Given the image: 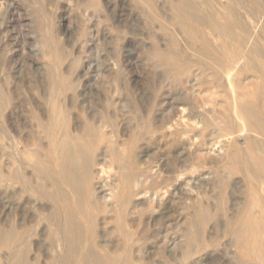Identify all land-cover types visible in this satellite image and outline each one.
<instances>
[{"label": "bare ground", "instance_id": "obj_1", "mask_svg": "<svg viewBox=\"0 0 264 264\" xmlns=\"http://www.w3.org/2000/svg\"><path fill=\"white\" fill-rule=\"evenodd\" d=\"M142 2L150 8L154 6L157 8V15L154 16L153 12V17L151 16L152 19L149 20H152L151 24L155 31L157 29L164 32L163 36L169 39L168 45L164 47L160 44H151L153 48H150V45L147 54L158 59L156 61L161 64L159 66L172 67L174 86L180 82L185 85L184 81H187L190 87H198L205 91L203 94L198 90L201 94H196L198 92L195 88L196 96L205 95L209 89L208 84H211L206 79L211 69L214 86H224L225 74L230 76L231 80L228 79L229 76L225 78L234 84L231 97L228 96L230 98L227 103L225 101L223 104V99L219 104L215 97L208 94L204 96L207 98H203L202 95L199 98L205 99L204 104L201 102V105L197 103L196 105L195 102L199 101L193 95L194 91L189 90L191 88L187 85L188 92L192 91L190 96L183 94V90L179 96L176 93L173 97L176 109L174 116L160 119L158 115L151 118L149 115L148 121L141 118L142 124L140 121L133 124L134 120L131 121L125 112L119 111L118 101L122 104L123 98L120 97L121 99L116 101V95H123V91L130 90L135 81L124 79L127 76L121 75L124 73L123 59L127 61L134 59L137 49L128 48L129 50L126 49L122 54L121 50L133 45L134 40L126 36L122 42L121 56L119 54L118 59L103 66L97 60L96 63H92L93 61L86 57L83 60V55L77 53L78 50L74 51V48L68 52L69 54H65L66 49L62 48L61 41L57 42L59 40L49 41L51 47L44 53L50 58L46 68L49 77L37 83L38 96L28 100L32 107L30 115L37 125V131L35 129L37 133H34L31 125L30 127L25 125L30 129L26 131L27 133L18 131L14 124L16 121H13V110L8 111V108V112H2L3 119L9 125L13 136L8 147L11 151L4 150L6 153L3 157L6 160L0 164V264H145L146 262L142 261L147 258L146 252L152 247L150 244V247L145 249L149 237L138 235L135 226V229L131 226L132 229L128 220L131 217L135 222L139 215L141 216V207H145L143 205L139 208L141 204L147 200H150V203L151 200L161 203L163 195L159 192L162 189L160 190L158 184L153 189L148 190L146 187L150 177L142 172L135 149L141 144L138 142L142 141L147 146L150 142H159L173 135L179 136L177 142L181 139L184 141L186 136H182L186 130L192 132V136H187L189 144L190 139L192 143H194L192 140H195L199 145L210 140H218L216 152L213 150L216 153L213 160L219 164L215 170H210L202 176L199 173L198 176L199 180L209 178L213 183V196L209 195V191L207 197H212L209 200L206 198L207 203L204 196L205 204L189 203L187 209L184 208L187 211L183 212L185 216L182 218L188 224V229H179L178 232L179 234L181 231L180 236L187 239L184 250H190L193 244L196 245L194 240L201 234L200 229L203 228L207 245L221 246L217 242L227 239L222 242L223 246L220 249L213 251L209 249L211 251L209 257L218 256L216 259L227 261L228 264L232 262L264 264V0H245L246 5L241 0H164L162 3L161 0H142ZM140 19L141 17L138 21ZM120 22L114 23L117 30H122ZM147 29L151 30L149 27ZM160 35L162 37V34ZM165 42L167 41L165 40L164 44ZM45 43L47 44L46 41ZM68 57L72 59L69 60L68 67L63 69V63L69 59ZM224 71L226 72L223 73ZM99 72H103L108 80L113 82L114 95L111 98L100 97L99 101L95 102V108L94 105L87 104L93 106L91 109L88 107V110L86 107L88 85L85 82L87 78L92 80V76L93 80L98 79ZM95 73L98 75L95 76ZM157 87L158 85L155 86L156 89ZM78 89L81 90L77 93ZM13 92L0 91V109L12 105ZM79 96L82 97V101H78ZM192 98L197 100L195 102L192 100L193 105ZM185 103L189 106L184 107ZM205 104L208 107L209 104H213L214 109L212 107L213 110H208ZM192 116L196 118L192 120L193 122ZM121 130L128 131L123 134L126 135L123 143L119 142L122 140L119 139ZM212 143L215 144L213 141ZM24 152L27 153L26 157L15 159ZM209 156L211 157V154ZM191 166L192 163L189 169L193 167ZM180 172L174 178L176 183L174 185H177L174 189L177 190H182L183 187L181 178L184 174L181 176ZM231 180L235 183L234 187L236 184L242 187V190H239L241 195L238 194L237 202L222 213L221 205L224 203L222 195L225 194L226 188H229ZM174 192L171 190V194ZM198 198L200 200V197ZM169 201L165 200L168 207L171 206ZM168 230L166 238H170H164L167 241L165 243L173 247L175 235L172 236V233L176 232H172L174 231L172 228ZM166 244L164 246H168ZM155 253L159 254V250ZM142 254L144 259L141 258ZM42 257L43 259L46 257L47 260L42 262Z\"/></svg>", "mask_w": 264, "mask_h": 264}, {"label": "rangeland", "instance_id": "obj_2", "mask_svg": "<svg viewBox=\"0 0 264 264\" xmlns=\"http://www.w3.org/2000/svg\"><path fill=\"white\" fill-rule=\"evenodd\" d=\"M162 1L164 2V0H161V3H162ZM241 1H243L244 4L246 5L245 0H241ZM40 8H42L43 11ZM149 8L150 7H148L145 3H143L142 0L141 1L140 0H121V1L120 0H53V1L52 0H0V91L1 92H4V91L6 92L8 90L14 91L13 95H12L14 103L12 102V105L10 107L4 106L2 109H0V110H2V111H0V113L6 112L8 110V108H9L8 111L13 110L12 111L13 117H14L13 121L14 122L16 121L14 124L16 125V127H18V128H16L18 131L23 132V133L24 132L27 133L26 131H28V130L30 131V129L29 128L27 129L25 127V125L26 126L28 125V127H30V125H31V127L34 128V133H37V132H35V129L37 131V125H36L35 120L31 117L32 107L29 104L28 100H30V98L38 96V91L36 90L37 83L39 84L40 82H42V80H47L49 77V76H47V69L46 68L50 62V60H49L50 58L48 56L44 55L45 51L47 49H50V47H51L49 41L59 40L57 42L60 43V41H61L60 44H62L61 45L62 48L64 50L66 49L65 54H69L68 52H71L70 50L72 48H74V51L78 50L77 53H80L83 55V56L81 55L83 57V60L85 59V57L87 59H89V61H93L92 63H96V60H97V62L100 65L102 64V66H103L104 64L110 63V62L114 61V59L119 58L121 46L123 45L122 42H123L124 38L128 37V38H131L132 41L133 40H134V42L136 41V43L133 42V45H131L130 47H126L125 50L123 48L121 50V54H122V52L126 51V49L129 50L128 48L137 49V54H136V57L134 59H132L131 61L130 60L127 61V60L123 59L122 62L124 63V66L122 67V70L124 71V73L123 74L121 73V75L122 76L124 75L125 77L127 76L124 79L129 78L130 80L132 79V81H134V80L135 81L133 82L132 87H130V90H128V91L125 90L126 92L123 91L122 92V93H124L123 95L122 94H120V96L116 95L118 97V98L116 97L117 100L114 98V100H116V101H118V99H121L120 97L123 98L122 102H121L123 105L120 104V102L118 101L119 111H121V112L123 111V113L125 112L126 115H128L127 117L131 121L134 120V121H132L133 124L136 123L137 121H140L141 118L142 119L145 118V120L148 121L149 115H150V118L153 117L154 115H158V118L161 117L160 119H162L163 117L168 118L170 116H174V111H176V109H174L175 104H174V98L173 97L176 96V93H177V96H179V93H181V91L184 90L187 92L183 91V94L186 93L188 96H190V94H192V93H193V95H195L194 93H196V92H198L196 94H199L200 92L198 90H200L202 93L203 92L205 93V91L203 89H202L203 90L202 91L201 89H198V87L197 88L195 87L197 90L196 91L195 88L189 86L187 81H184V83L186 82L185 85L183 84V82L182 83L180 82V84L176 83L174 86V75L172 73L173 72L172 67L166 66V65L159 66L161 64L159 63V61H156L158 59H156L155 57L148 56L147 52H148V48L151 44H153V45L160 44V45H163V47H164V45L167 46L168 45L167 43H169L168 37L165 38V36H163L164 32L157 30V29L155 31V29H153V26L151 24L152 20H149V18L152 19L151 16L153 17V15L154 16L157 15V12H158L157 8H155V6H154L153 8H150L151 11ZM250 9H251V7H250ZM153 12H154V14H153ZM146 16H148L147 17L148 20L146 19ZM140 17H141V19L143 17V19L142 20L140 19V21H138ZM85 18H87V20ZM144 19H146L150 24L147 23L146 20H144ZM115 21H117L116 23H119L120 21H122V22L124 21L123 22L124 25H123V23L120 22L122 30H120V29L117 30L118 28L115 27V24H116ZM145 22H146V24H145ZM147 24L150 26H148ZM122 25L124 26L123 28H122ZM95 26L98 28H95ZM90 27H92V28H90ZM148 27L152 31L147 29ZM144 29H146V31ZM80 31L81 32L83 31V32L80 33ZM135 31H136V33H135ZM126 32H127V34H126ZM152 34L154 35L153 37H152ZM160 34H162V37ZM155 35H157L155 38L156 40L154 39ZM164 35H165V33H164ZM116 37H117V39H116ZM159 38H161L160 41L162 40L163 42L161 41V43H160ZM163 38L167 41V42H165V44H164L165 40H163ZM98 39H100V40H98ZM44 40L47 42V44L45 43ZM82 41H83V43H82ZM150 48H153L152 45L150 46ZM121 54H120V56H121ZM68 58H69V59H67L68 61L66 60L63 63V67H64L63 69L68 67L69 62L72 59L71 57H68ZM163 69H165V70H163ZM208 72H209V74L206 76V79L209 80L212 85L208 84L209 89H207L208 91H206V94L203 95L204 94L203 93L202 94L203 96L202 95H199V96H202L203 98H207L204 96L209 94V96L215 97L216 100H215V98H213V99L216 102L219 101L218 102L219 104H221L223 99H224V102H222V103L225 104V101L227 103L229 98L231 97L230 96L232 94L231 92L234 91V87H232L234 84L232 83V81H230L231 80L230 76L228 74H225V77L228 78V76H229L228 79H230V80H228L224 77V81H225L224 86L221 87V86L215 85L216 86L215 87L214 83H213L214 81L212 80L213 75L211 76V74H213V72L211 69ZM225 72L226 71H224L223 73H225ZM96 75H98V74L95 73V76ZM90 79L87 78V81L85 80L86 81L85 83L88 85V87L86 89V92H87L86 105L87 104L94 105V108H95V102H98L100 97H104V96H108L109 98L113 97V95H114L113 86L114 85L110 79L108 80V78L106 77V75L103 72L100 73V76L98 77V79L93 80V76H92V80H90ZM225 79L228 80L229 82L226 81ZM14 83H16V84H14ZM231 83H232V85H231ZM156 85H158L157 89L155 88ZM181 85H182V87H181ZM186 86L191 88L189 90H192L194 92H192V91L188 92ZM212 86L214 88H212ZM185 87H186V89H185ZM178 89H180V90H178ZM80 90L81 89H78L77 93ZM139 90H141V91H139ZM70 95H71V93H70ZM193 95H191V97ZM224 95H226V97ZM195 96H193V97L195 98ZM199 96H196V97L200 103L195 102L196 99L194 100L193 98L191 99V101L193 100L195 102V104L196 103L200 104V105L202 103L204 104L205 99L203 100V98L201 99V97L199 98ZM228 96H230V97H228ZM77 99H78V101H82L81 96L77 97ZM140 99H141V101H140ZM193 101L191 102L192 105L194 104ZM127 103H128V105H127ZM132 103H133V105H132ZM188 104H190V101L188 102ZM188 104L185 103L183 106L188 107L189 106ZM90 105H87L86 107L87 108L90 107V109H91V107H93V106H90ZM205 105H206L205 108H207L208 105L207 104H205ZM212 107L214 109L213 104H209V107L207 109L213 110ZM88 110H89V108H88ZM169 110H171V111H169ZM186 112H188V111H186ZM3 113L1 114L3 116L0 115V159H1L0 164L6 160V159H4L5 157H3L4 156L3 154L6 153L4 150L9 149L8 148L9 142L11 141V136H13V133H11L12 131H11L9 125L3 119V117H4ZM146 114H148V115H146ZM164 114H165V116H163ZM186 114H188V113H186ZM186 114H185V116L188 117ZM211 114H212V112H211ZM32 119L34 120V122H32L33 121ZM192 120L194 121V120H196V118L193 117V119H191V121ZM199 120H200V118L197 119V121H199ZM191 121L189 120V122H191ZM141 124H142V122H141ZM25 128H26V130H25ZM183 132H184L183 133L184 135L182 137L186 136L185 138L187 140L185 139L183 141L181 139L180 142H177L180 139L179 136H177V135H173L172 137H170L168 139H164L165 141L159 140V142L158 141L150 142L147 146H146V143H144L142 141L138 142V144L141 143L142 145L141 144L137 145L136 149H135V151H136L135 153L137 155L136 156L137 162L140 165L142 172L144 171L145 173L144 172L143 173L146 176L150 177V178H148V181L146 183V187L149 190V188L153 189V187L154 186L156 187L158 184L160 190L162 189L159 192H161L160 194L163 195V196H161V198L163 197L162 199L164 201L160 199L162 202L160 201L161 203H158L155 200L154 201L151 200V203H152L151 204L150 200H147L145 203H143L139 206V208H140L141 206L145 205V207L144 206L141 207V210L139 209L142 217L139 215V217L135 220V222H133L134 218L132 220L131 217H129L128 224L130 227L132 226L133 228L135 226L136 229L135 228L134 229L137 230L138 235L141 234L142 236L145 235L143 237H146V236L149 237V238H147V240H149V241H147L146 243L144 242L146 245L145 249L148 246L150 247V244L152 247L149 248V250L147 251L148 253L146 252L147 255L144 252V254L147 256V258H145L146 261L143 260L142 262H146L147 264H228L227 261H224L222 259L221 260L216 259L218 256H216V258H214L215 256L209 257L211 251H213L214 249L215 250L220 249L221 246H223L222 242L224 240L227 241L226 238H224V240L221 239L222 240L221 242H217V244H220L221 246L216 245V244L215 245H212V244L207 245L206 234L204 235L205 230L202 228V229H200L201 234L196 237V240H194L195 241L194 243H196V245L193 244V248L190 250H186V249L184 250V248L186 246L185 243H187V239H185V237H183V236L182 237L180 236L181 231L178 234L179 229H181V230L188 229V227H187L188 224H186V222L183 219L185 216V214L183 212L186 213V211H187V210H185V209H187L186 206L189 203L190 204L192 203L194 205L195 204L197 205V203L200 205L201 203H204V201H205V203H207L206 200L207 199L209 200L214 194L212 191L213 190L212 188H214L213 183L209 180V178H205V180L204 179L199 180L198 179L199 173L201 176L205 175L210 170H212V171L215 170L219 164V162L215 163L216 160L215 161L213 160V159H215L214 156L216 157L215 152L217 149L216 146L219 145L218 140H212L213 142H215V144H214L215 146H214L211 140H210L211 143H210V141L208 142L209 144L206 143V144L199 145V144H197V142L195 140H192L194 142V143H192L191 139H190V144L191 143L193 144V145L192 144L190 145L187 136H192V134H191L192 132H189L187 130L183 131ZM125 133H128V131L127 130H124V131L121 130V134H120L121 136L119 139H122V140H119L120 143H123V141L125 142V138H126L125 136L126 135H123ZM176 136H177V138H174ZM208 140H206V141H208ZM182 143H183V145H182ZM186 143H187V145H186ZM190 146H192V148H190ZM194 146H196L197 149ZM193 147L196 150H194ZM182 148H183V150H182ZM211 148H212V150H211ZM179 151H181L180 154H179ZM193 151H194V153H193ZM209 151H211V153ZM197 153L199 155L201 153V155H200L201 158L199 157V155ZM209 153L211 154V157L209 156L210 155ZM20 154H19V157L17 156V158H15L14 155H13V157L17 160V159H20L22 157L24 158L27 155L26 152L22 153V155H20ZM184 154H186L187 156L189 155V156L185 157ZM194 154H195V156H194ZM23 155H25V156H23ZM177 157L180 159L178 160ZM195 157H196V161H195ZM6 158H7V156H6ZM199 158L201 159V161ZM190 159H191V161L192 160L193 161L191 162ZM181 162H182V164H181L182 166L180 165ZM208 162H209V164H208ZM212 162H213V166H212ZM191 163H192L193 167L191 166L192 168L189 169V166ZM204 163H205V165H204ZM210 163H211V167H209ZM106 164H108V163H106ZM185 164L189 165V166L187 165L188 168ZM196 165L199 167H197ZM143 169H145V170H143ZM193 170L195 173H193ZM179 172H180L181 176H182V174H184L181 178V179H183L181 181H182V183H183L182 185L184 187V188L182 187V190L174 189V187L175 188L177 187V185H174V184H176L174 178L177 174L179 175ZM166 174H167V176H166ZM170 178H172V179H170ZM149 181H151V182H149ZM232 181L233 180L230 181L229 188L228 189L226 188V191L224 192L225 194L222 195L224 198V200H223L224 203H223V205H221V207L224 209V208H226L225 206H227L226 210L224 209V211L220 207V209H222L221 210L222 213L226 212L230 208V205L237 202L239 195H241V192H239V190L241 191L242 187H240L239 184L238 185L236 184L234 187L233 184H235V183ZM185 182H187V183H185ZM166 184L168 185V187ZM169 184H171V185H169ZM231 184H232V186H231ZM151 185H152V187H151ZM172 185H173V187H172ZM190 187H191V189H190ZM237 188H241V189H237ZM171 190L173 192H174V190H176V192H174L175 195L173 193H172L173 195L171 194ZM186 190L187 191L192 190V191H190V193H189ZM209 191H210V194H209ZM198 193H199V195H198ZM207 193L209 195H212V196L207 197L208 196ZM178 194H180V196ZM193 197H195V198L193 199ZM198 197H200V200H202L201 202H200V200H198L199 199ZM203 197L205 198L204 201H203ZM171 199H172V201H171ZM196 199H197V202H196ZM165 200L166 201L170 200L169 201V204L171 205L170 207H168V204H166L167 202L165 203ZM184 200H186V201L184 202ZM191 200L193 202L195 201L196 203L190 202ZM183 203H185V204H183ZM147 204H149V205H147ZM153 204H155V205H153ZM154 211H156V212H154ZM221 211H220V213H221ZM150 214H152V215H150ZM12 218H15V217H12ZM181 218H182V220H181ZM138 219H139V221H138ZM170 220H171V222H170ZM168 221L170 224L168 223ZM138 228H140V229H138ZM142 228H143V230H142ZM169 228H172L174 230L172 232H176V234L172 233V236L175 235L174 236V241H175L174 243L175 244L173 245L174 248L172 246L169 247L168 243H167L168 246H164L166 244L165 242H167V241H165V239L170 238V237L166 238V236H167L166 234L168 233ZM207 230H208V228H206V231ZM177 236H179V237H177ZM152 237L153 238L155 237V238L152 239ZM162 239L164 242L161 241ZM33 240H35V239L33 238ZM150 241H151V243H149ZM159 242H161L163 246L160 245L161 243L159 244ZM177 242L178 243L181 242L180 245H178ZM198 242H200V243H198ZM129 244L132 245L131 242ZM157 245L159 248H161V246H162V248L159 249L157 247ZM153 246H156V247H153ZM175 246H177V247H175ZM158 250H159V254L157 253V255H156L155 252H158ZM184 251L186 254L184 253ZM187 251L189 252L188 255H187V253H188ZM206 252H208L209 254L208 253L206 254ZM144 254L141 255L142 256L141 258H143V259H144V256H143ZM41 260H42V262H44V260H47V259H46V257H44V259L42 257ZM229 264H234V263L232 262Z\"/></svg>", "mask_w": 264, "mask_h": 264}]
</instances>
